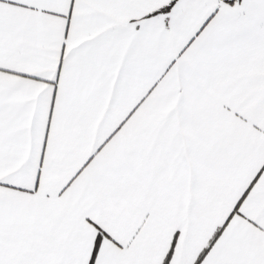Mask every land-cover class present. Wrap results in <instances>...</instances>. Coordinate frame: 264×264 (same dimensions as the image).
Wrapping results in <instances>:
<instances>
[{
  "label": "snow or ice",
  "instance_id": "6c2138e0",
  "mask_svg": "<svg viewBox=\"0 0 264 264\" xmlns=\"http://www.w3.org/2000/svg\"><path fill=\"white\" fill-rule=\"evenodd\" d=\"M0 264H264V0H0Z\"/></svg>",
  "mask_w": 264,
  "mask_h": 264
}]
</instances>
